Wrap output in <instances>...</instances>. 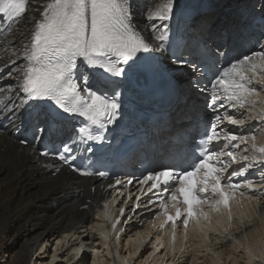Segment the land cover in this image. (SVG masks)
I'll return each instance as SVG.
<instances>
[{
    "label": "snow or ice",
    "instance_id": "obj_1",
    "mask_svg": "<svg viewBox=\"0 0 264 264\" xmlns=\"http://www.w3.org/2000/svg\"><path fill=\"white\" fill-rule=\"evenodd\" d=\"M178 10L179 0H159L140 13L135 10L134 0H0V14H4L0 23L11 21L19 29L18 22L29 11L33 13L24 24L30 35L19 32V43L12 53L16 59H10L9 66L0 70V80L16 81L18 102L4 105L6 118L14 122L18 115H25L35 127L34 138L40 140L63 132L73 118H82L78 121L77 140L62 141L52 154L80 175H93L70 162L73 144L102 139L99 130L117 121L122 107V92L118 89L133 76L152 71L150 54L165 51L170 31L166 22ZM12 24H8L9 29ZM176 63L188 61L180 58ZM254 80L264 82V44L230 61L210 82L207 106L213 116L198 145L199 152L159 170L146 169V174L136 178L142 195L135 199L139 202L142 196L152 193L147 205L158 207V215L163 217L161 229L172 225L173 241L178 221L182 220L187 233L190 223L199 226L202 220L211 221V213L226 212L231 226L233 202L243 208V200H257L242 189L257 187L245 176L248 169L261 171L264 180V145L257 146L255 135L248 137L221 126L224 122L232 126L245 124V119L232 110L247 109L264 122V96L251 86ZM4 91L12 92L11 86L0 88V93ZM221 141L225 142L223 147H215ZM249 142L253 155H238L241 146ZM241 161L250 162L234 167ZM132 183L133 179H128L125 186ZM115 184L121 185L122 181L116 179ZM260 192L264 195V189ZM120 212L122 215L124 209ZM112 227L115 229L116 224Z\"/></svg>",
    "mask_w": 264,
    "mask_h": 264
},
{
    "label": "bare ground",
    "instance_id": "obj_2",
    "mask_svg": "<svg viewBox=\"0 0 264 264\" xmlns=\"http://www.w3.org/2000/svg\"><path fill=\"white\" fill-rule=\"evenodd\" d=\"M184 1L179 0L177 14L180 12ZM238 1L228 0L221 6V4H217L216 0H206L205 14H199L195 17L194 33L188 35L187 42L181 49L183 58L187 57L189 61L187 67L197 63V59L190 51L195 50L197 42L203 41L202 38L209 39L204 41L205 46L210 42L212 44L216 42L217 47L222 45L221 41H225L224 37L229 35L224 31L228 29L225 10L229 7L234 13V10L238 8ZM247 2V6L255 7V9H259L261 6L259 0H247ZM157 3H159V0H134L137 13L146 11ZM219 6L224 7L225 10L220 12ZM32 14L29 11L25 19L18 22L19 29L16 24H12L10 21L8 24H12V27L9 29L7 24L8 30L3 36L1 34L5 23H0V70L9 66L8 61L10 59H16L12 53L15 51L13 46L19 43L17 39L19 32L25 31L26 35H30V32L24 29V24L27 16ZM172 20L166 23L171 25ZM230 20L231 22L234 21L233 14ZM235 22L239 23L240 20L237 19ZM221 32L225 34L222 35ZM14 33H16V36H14ZM257 36L259 37V35ZM225 42L229 41L226 40ZM260 44H264V38ZM239 46L238 43L236 48ZM19 62L18 60L17 63ZM174 67L176 68V66ZM184 67L186 68V66ZM186 73L191 74L188 71ZM249 75L251 74L249 73ZM260 85L263 87L264 82L254 80L251 86L256 87L261 92V96H264V90L262 91ZM9 86H11L12 92L4 91L0 93V255H5L8 250H11L13 254L10 256L8 264H33L30 253L42 251L43 246L49 240H57V244L53 249L54 252L51 255V261L48 264H53V260L58 256V250L65 253V256L60 257L64 258L62 264H87L91 260V264H104V251L101 249L103 242L98 240L100 236L101 239L106 237L105 233L101 231L103 227L101 220L104 217L100 213L94 215V209L98 207V200L105 199L110 193L106 192L104 195L98 185L95 191L91 193L90 188L95 184L92 179L81 178L65 169H60L53 175L49 170V166L52 164L37 155L35 146L21 147L18 144L16 137L21 136L22 127L26 124L28 118L25 115H18L14 122L6 118L7 110L4 109V105L8 104L10 107L12 103L18 102L15 92L16 81L15 78L0 80V88L7 89ZM188 96L189 102L192 97ZM200 101H206V99ZM181 112L183 110L179 109L176 114L180 115ZM244 112V110H240L233 113ZM253 119H255V116ZM171 126L174 127L175 124L173 123ZM256 144L258 147L264 145V138L257 139ZM261 175L262 173L259 174V176ZM259 188L264 189V184L262 183ZM131 190V188L122 189L117 199L122 200V203H126L124 197L128 193L132 195ZM260 190L257 194L260 197L259 200L257 199L252 203V208L248 207V201L245 202L240 219L237 222L235 220L231 226L219 225V227L214 226L213 229L208 225H204L205 221H202L197 229L192 226L188 229L187 245L176 237V240L171 243L170 252L165 254L170 261L175 257V260L169 264H179L181 258L184 261L191 258L192 263L199 261L200 264H258V260L264 264V212L254 215L256 207L264 210V195H261ZM125 201H129L127 203L130 206L128 215L130 218L132 217V220L130 219L131 225L127 224L125 226L124 233L126 236L132 234L134 237L133 240L125 244V249L129 250V258L126 260V264H130L143 242L153 233L142 226L148 218V213L132 212L131 209L135 205V200L128 199ZM138 203L139 206H143V203L146 202L139 201ZM222 221L223 219H221ZM162 222L163 218L159 217L157 224ZM244 227L248 229V233L244 237L239 236V243L245 245V250L239 245L231 243L224 236L225 231L232 229L235 232L242 230ZM86 228L89 234H93L90 237V239H93L90 243L82 244L85 241L83 238H79L81 235L80 230L85 229L83 232H86ZM211 230H215V233L221 235L216 237L217 239L215 238L214 242H212V235H209ZM163 231L162 234L165 235L170 233L167 229ZM68 238L69 241H67ZM84 239H86V236ZM161 239L165 241L164 238L161 237ZM225 240L227 243L224 245V249L219 251L217 245L219 242L224 243ZM82 245H85L84 250L86 252L81 256L80 261L78 260L76 263L74 262L76 256L83 252L81 250ZM190 248L191 251L189 252ZM203 249L204 253H202ZM91 252L94 253L92 259L90 256L88 257ZM46 253L47 251L44 249L42 254ZM184 256L188 258H184ZM151 261L155 262L153 258ZM151 261L144 264H151ZM157 263H164L160 256Z\"/></svg>",
    "mask_w": 264,
    "mask_h": 264
},
{
    "label": "rangeland",
    "instance_id": "obj_3",
    "mask_svg": "<svg viewBox=\"0 0 264 264\" xmlns=\"http://www.w3.org/2000/svg\"><path fill=\"white\" fill-rule=\"evenodd\" d=\"M83 231H85V229H82V230H80V232H81V235H80V239H82L83 238V240L85 241V243H82V244H86V243H90L91 242V240L93 239H90V234H88L89 232L88 231H86V232H83ZM90 233H91V231H90ZM92 234V233H91ZM93 235V234H92ZM85 236H86V239H84L85 238ZM87 236H88V238H87ZM56 241L57 240H49V242H47L44 246H43V248H42V250L44 251V249H46V251H47V253L46 254H42V252L43 251H40V252H36V253H30V258H32L31 259V261L33 262V264H48L50 261H51V255L53 254V249L55 248V245L57 244L56 243ZM79 242V241H78ZM89 245V244H88ZM83 247H85L84 245H82ZM147 247V249H149L148 248V246H146ZM149 251V250H148ZM13 254V252L10 250H8V253L7 254H5V255H0V264H8V261H9V258H10V256ZM89 254H91V253H89ZM62 255H64L65 256V253H63V252H61V251H59L58 250V256L56 257V259L55 260H53V264H62V262H63V259L64 258H60V257H62ZM89 256V255H88ZM85 257V256H84ZM156 257V258H155ZM155 258V259H154ZM61 259V260H60ZM159 261V255H155L154 257H153V260L155 261V262H153V261H151V264H158L157 262V260ZM190 259V260H189ZM71 262V261H70ZM74 262H76V260L74 261ZM78 262V261H77ZM76 262V263H77ZM200 264V262L198 261L197 263L196 262H194V263H192L191 262V258H188V260L187 261H184L183 260V258H181L180 259V263L179 264Z\"/></svg>",
    "mask_w": 264,
    "mask_h": 264
}]
</instances>
